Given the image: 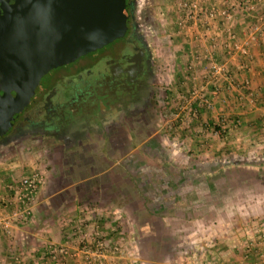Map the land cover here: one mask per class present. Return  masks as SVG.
<instances>
[{"label": "crops", "instance_id": "crops-1", "mask_svg": "<svg viewBox=\"0 0 264 264\" xmlns=\"http://www.w3.org/2000/svg\"><path fill=\"white\" fill-rule=\"evenodd\" d=\"M159 2L162 5L158 14L167 15L169 28L177 22L180 28L174 33L169 28L164 32L170 36L178 33L182 45L180 56L184 61H180L178 83L186 88L179 101L182 110L177 113L180 124L176 134L183 149L193 151L186 155L184 162L192 160L202 167L204 161H197L202 155L216 162L221 151L232 153L246 149L251 153V150L261 152L264 164V40L250 31V23L260 16L264 18V0ZM243 45L246 51L240 50ZM212 55H221L227 64V72L213 77L217 80L213 83L206 70ZM188 86L196 89L187 93ZM196 104L201 106L199 114L190 118V110ZM220 118L237 119V128L230 125L220 136L215 134L210 126L217 124ZM153 132L132 134L146 136L132 147L129 134L127 139L106 143L104 129L98 123L97 127L87 130L86 145L64 152L58 147L60 155L53 157L54 160L47 153L49 145L33 155L28 149L17 152V158L12 150L3 155V160L0 158V203L12 197L8 186L27 174L38 172L44 182L35 194L31 217L17 222L10 235L0 230V264H138L140 261L158 264L166 261L169 254L168 248L162 247L171 246L183 247L177 258L184 264H200L208 257L205 259L204 253L185 247L207 244L212 245L213 254L221 246H227L223 256L236 261L241 259L235 251L236 245L241 246L240 239L250 234L259 240L251 243L250 254L246 252L242 257L264 264V222L258 224L259 228L246 223V227L233 233L230 229L234 226L228 224L221 229L229 233L213 235L216 237H212L211 243H207L209 238L202 240L191 234L196 227L200 228L194 222L200 207H192L197 200L189 205L184 203L187 196L180 190L188 179L172 174L173 169L179 171L178 167H172L177 163L166 158L165 147L157 143ZM218 136L221 138L216 140ZM75 151L76 155L71 154ZM66 154L61 162L62 155ZM187 206L195 209L193 214L183 211ZM250 210V214L255 213L252 206ZM259 213L262 218V207ZM176 222H182L183 226L177 228L178 231L186 232L173 237L168 229ZM257 230L258 236L253 233ZM161 231L165 232L164 236ZM99 239L104 247L96 254L95 240ZM51 244L64 247L68 253L52 258L48 249ZM140 246L144 252L142 258L135 250Z\"/></svg>", "mask_w": 264, "mask_h": 264}, {"label": "rangeland", "instance_id": "rangeland-1", "mask_svg": "<svg viewBox=\"0 0 264 264\" xmlns=\"http://www.w3.org/2000/svg\"><path fill=\"white\" fill-rule=\"evenodd\" d=\"M161 5L162 4L159 2V0H133L132 14L138 23V31L145 36L146 40L150 44V48L152 49L155 62V72L158 80L157 91L155 94L156 107L153 111V120L150 122V129L145 133L154 131L153 133H155V140L157 143L159 142L165 147L164 150L166 158H170L172 163L173 161H176L177 165L173 163L172 167H178L180 172H177V170L173 169L172 174H176L179 177H185L188 179L186 183L182 184L180 190L184 191L183 194H185V197L187 196V199H185L184 203L189 205L191 202H195L197 200L196 205L192 207H200V211H197L195 218L197 220L194 219V222H196L200 228H195L193 233H191L193 236L195 235L197 238H202V240L209 238L207 243H211L212 241L210 240L212 237H216L213 235L218 236V234H220V236H225L229 233L227 229H221L222 227L227 228L228 224L229 227L234 226V229H230L232 233L235 232V230H240V228L246 227V223L249 224L250 222L253 223V227L259 228L258 224L264 222V216L261 218V214L259 213L261 207L264 209V164L263 160L261 159L263 156L261 152L258 150H251V153L246 149H239L230 153V150H224L221 151L223 153L220 155L219 160H216V162L215 159L214 162H212L213 160L210 156L202 155L200 158L194 156L197 158V161H204L202 162V167L200 165L196 166L194 164L196 162L192 160L187 163L184 162L186 155L190 154L191 152L193 153V151H187L186 149H183L182 144L179 143L180 140H178L179 136L176 134L178 131L176 127L180 124V116L177 115V113L182 110L179 101L182 99L181 94L183 91L185 92L186 88L185 86H181L182 84H180V82L178 83V77L180 75V72H178L180 63L182 65V62L180 61H184L182 56H180V54H182V45L180 44L178 33H175L174 35L171 34L170 36L164 32V29L166 30V28H169V23L165 20V18H168L166 14H158V12L160 13L159 8ZM261 21L262 20L258 18L257 21L250 23V31L252 35L255 36L259 34V32L252 29V26L256 23L262 24ZM177 25L179 26L178 22L177 24H173L172 28H169V31L171 30L173 33L178 31L180 28ZM262 38L264 40V37ZM240 50L246 51V46L243 45ZM211 59L212 61L216 62H226V59L221 57V55L219 57L212 55ZM206 70L209 75V81H211V83L217 81L216 79H213L208 66H206ZM226 72L227 64L226 70H224L222 75H224ZM187 88L189 89L187 93H190L192 89H196L193 86H188ZM208 89L212 90V88ZM199 108H201V106L196 104V106L190 110V118H195L199 114ZM193 112L194 115L192 114ZM234 125L237 128L238 123H234ZM210 127L215 129V127L217 128L218 126L214 124ZM138 131L139 133H144L143 131H145V129H140ZM219 136L216 137V140L221 138ZM145 137L146 136L144 134H140L137 137L132 135L130 143L131 147L135 146L138 141H143ZM38 138H40L39 142L37 141ZM38 138H30V140H25L23 144H21V141L15 142V140L6 142L5 144H0V158L3 160V155L6 153L8 154L11 152V150L12 152H16L14 156L16 158L19 156L17 155V152L20 150L25 152L28 149L31 155H33L36 151L42 150L43 147L47 145L50 146L47 153L50 154L49 156L52 157V159L56 155H60V150H57L58 146H55L54 142L50 141V139H42V137L39 136ZM167 147H170V149ZM73 153L76 154L77 152L75 151ZM66 156L67 154L62 155L61 162L63 159H66ZM50 167L51 166L48 168ZM200 167L202 169L196 170ZM193 172H195L194 175ZM192 177L194 178L192 181H190L189 179ZM196 191H199L198 194H194ZM195 195H197V197ZM35 201L36 200L33 201L32 206L35 204ZM251 206L252 211H255V213L252 212L250 214ZM190 209L191 207L187 206V209L183 211L185 212L189 210L187 213L190 212L193 214V210L195 209ZM30 215L27 217V219L31 217ZM183 215L187 216L185 214ZM19 221L22 220H18L17 222ZM255 222L257 224H255ZM171 225L173 228L168 229L170 231V236L174 237L175 234L180 235V233L184 235V232H186V230L178 231L177 229H181V227H183L182 222L172 223ZM218 227L220 230H215L216 232L213 231V229ZM185 228L186 227L184 226V229ZM176 229L177 231H175ZM10 233L11 232L6 234L10 235ZM160 233L162 236L165 234L164 231H161ZM253 233L258 236L260 232L257 230ZM238 239H240V237ZM258 240L259 238L255 237L253 234H250V237L245 235L244 238H241L240 243L243 242V244L241 246L236 245L237 248L235 250L238 252L237 254L241 256V259L236 261H230L227 259V256H223V254H226V251L223 249H227V246H221L220 248L216 249L214 254L210 251L212 245L209 246V244H207L208 246L203 247L188 246L185 248L193 249L196 252L199 250V254L204 253L205 259L208 257L207 260L201 262L200 264H262V262L259 261H250L247 258H243L246 252H248L246 253L247 255L250 254L249 252L252 249L251 243L255 244V242ZM204 242H206V240ZM144 248L147 249L148 247ZM162 248L164 250L168 248L167 251L169 254L167 255L168 258L166 261H162L158 264H184L183 261H180L179 258H177L180 250L183 249L182 246ZM142 249L143 247L141 246L139 248H135V250L140 254L141 258L144 254ZM170 252L173 255L170 254ZM138 264L154 263L140 261Z\"/></svg>", "mask_w": 264, "mask_h": 264}, {"label": "flooded vegetation", "instance_id": "flooded-vegetation-1", "mask_svg": "<svg viewBox=\"0 0 264 264\" xmlns=\"http://www.w3.org/2000/svg\"><path fill=\"white\" fill-rule=\"evenodd\" d=\"M157 81L152 49L131 13L122 37L48 70L5 135L21 144L50 139L63 152L86 145L98 123L106 143L127 139L150 129Z\"/></svg>", "mask_w": 264, "mask_h": 264}, {"label": "water", "instance_id": "water-1", "mask_svg": "<svg viewBox=\"0 0 264 264\" xmlns=\"http://www.w3.org/2000/svg\"><path fill=\"white\" fill-rule=\"evenodd\" d=\"M131 0H0V142L51 68L122 37Z\"/></svg>", "mask_w": 264, "mask_h": 264}, {"label": "built area", "instance_id": "built-area-1", "mask_svg": "<svg viewBox=\"0 0 264 264\" xmlns=\"http://www.w3.org/2000/svg\"><path fill=\"white\" fill-rule=\"evenodd\" d=\"M210 15L213 16L214 12L211 11ZM209 15V16H210ZM262 24H254L252 29L259 32L264 37V18L259 17ZM211 75L216 78L222 75L226 70V62L211 61L210 63ZM209 105V102H206ZM194 115V112H193ZM220 118L216 124L218 126L212 128L215 134L223 133L227 127L234 126V123H238L237 119ZM44 182L43 175L38 172H34L31 175L22 177L18 182L12 183L8 186L12 191V197L10 199H2L0 203V230L4 233H9L14 228L18 220L27 219L31 214L32 203L35 200V194L37 190ZM95 253H99L103 249L104 243L99 239L95 240ZM52 258L57 259L60 254L65 255L68 253L67 249L61 246H54L53 244L48 246ZM97 250V251H96Z\"/></svg>", "mask_w": 264, "mask_h": 264}, {"label": "trees", "instance_id": "trees-1", "mask_svg": "<svg viewBox=\"0 0 264 264\" xmlns=\"http://www.w3.org/2000/svg\"><path fill=\"white\" fill-rule=\"evenodd\" d=\"M129 11H130V13H132V8H133V0H131L130 1V3H129Z\"/></svg>", "mask_w": 264, "mask_h": 264}]
</instances>
